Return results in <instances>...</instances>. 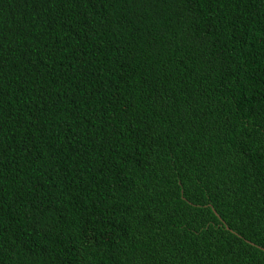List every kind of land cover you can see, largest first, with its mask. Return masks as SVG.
Returning <instances> with one entry per match:
<instances>
[{
  "label": "trees",
  "instance_id": "16d2710c",
  "mask_svg": "<svg viewBox=\"0 0 264 264\" xmlns=\"http://www.w3.org/2000/svg\"><path fill=\"white\" fill-rule=\"evenodd\" d=\"M0 264H264V0H0Z\"/></svg>",
  "mask_w": 264,
  "mask_h": 264
}]
</instances>
